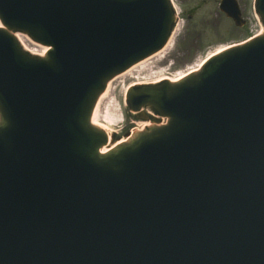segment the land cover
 Instances as JSON below:
<instances>
[{"label":"water","instance_id":"95a60500","mask_svg":"<svg viewBox=\"0 0 264 264\" xmlns=\"http://www.w3.org/2000/svg\"><path fill=\"white\" fill-rule=\"evenodd\" d=\"M0 22V264H264V35L132 88L154 126L102 155L97 101L168 44L171 1L0 0Z\"/></svg>","mask_w":264,"mask_h":264},{"label":"rangeland","instance_id":"374dc122","mask_svg":"<svg viewBox=\"0 0 264 264\" xmlns=\"http://www.w3.org/2000/svg\"><path fill=\"white\" fill-rule=\"evenodd\" d=\"M237 1L247 22L242 28H237L220 12L221 0H173L178 12L176 27L178 32L172 38L168 49L159 57L150 60L146 67L121 77L124 75L122 74L111 81L113 95L106 104H101L104 112L102 116H105L106 107L112 105L110 114L122 117L121 123L99 120L104 126H108L116 140L115 143L125 139L128 132L134 130L144 132L149 127L139 126L140 123L149 122H140L130 113L126 103V92L129 87L141 83H155L163 78L174 79L198 66L216 50L240 43L260 32L262 24L254 10L255 0ZM19 42L24 49L42 54L41 48L37 45L29 41ZM144 112L152 113L148 109Z\"/></svg>","mask_w":264,"mask_h":264},{"label":"bare ground","instance_id":"6f19581e","mask_svg":"<svg viewBox=\"0 0 264 264\" xmlns=\"http://www.w3.org/2000/svg\"><path fill=\"white\" fill-rule=\"evenodd\" d=\"M0 28H2V25L0 23ZM178 30H176V32L174 33L173 36H175L177 34ZM264 34V29L262 28L261 31H260V35H263ZM18 39L21 41V42H27L29 41L30 43L34 44L29 38H27L25 35L23 34H20L18 35ZM172 42V40L170 41V43ZM170 43L168 44V46L160 53L156 54L155 56L151 57L150 59L140 63L139 65L131 68L127 73H125L124 75H122L121 77L125 76V75H128L134 71H136L137 69L139 68H143V67H146V64L148 62H150V60H153L154 58H157L159 57L160 55H162L169 47ZM36 45V44H35ZM39 47V46H38ZM235 47V46H234ZM234 47H229V48H234ZM41 48V47H40ZM229 48H226V47H222L218 50H216V52L210 54L207 59L211 58L212 56H215L216 54H219L221 52H223L224 50H227ZM42 54H39V53H33L31 52L32 55L34 56H40V57H43L45 56L44 54L46 53L47 49H42ZM207 59H204L198 66H196L195 68H191V70H189L188 72L186 73H182L180 75H178L176 78L174 79H171L170 82L172 84H175V83H178L180 82L181 80H183L184 78H186L188 75L190 74H195L196 72H198V69L201 64L207 60ZM119 77V78H121ZM165 81H167V79H164ZM163 80H159V82H161ZM113 95V89L112 87L109 86L107 87L106 91L100 96V98L98 99V102H97V105H96V109L94 111V114H93V118H92V123L95 127H98L102 130H104L106 132V134L108 135L109 137V140L110 142L108 143V145L104 146L103 149H102V154H105L107 152H109L110 150H112L114 148V144L112 143V137H111V131L109 130L108 126H104L102 123L99 122V120H102L104 119V121H109V123H121L122 122V117H117V115H112L110 114V109L112 107V105H110L108 108L106 107V111H105V116H102V114L104 113L103 110L101 109L102 105L103 104H106L109 99L111 98V96ZM102 104V105H101ZM103 112V113H102ZM139 126H142V127H147V126H154L153 124L151 123H140ZM137 133V130H134L131 134V137L130 138H134V136L136 135ZM130 139H127V140H124L123 142L121 143H118V144H124L126 142H128Z\"/></svg>","mask_w":264,"mask_h":264}]
</instances>
